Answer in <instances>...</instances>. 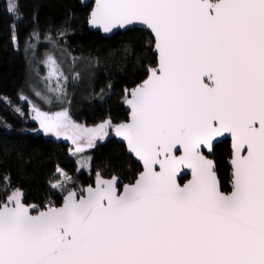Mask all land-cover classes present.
Wrapping results in <instances>:
<instances>
[{
  "label": "snow or ice",
  "instance_id": "1",
  "mask_svg": "<svg viewBox=\"0 0 264 264\" xmlns=\"http://www.w3.org/2000/svg\"><path fill=\"white\" fill-rule=\"evenodd\" d=\"M5 12L19 51L20 0H6ZM72 18L55 38L44 33L52 50L38 61L33 13L23 43L29 72L17 93L27 113L8 96L0 104L35 121L34 132L70 141L77 172H91L86 149L113 137L142 167L121 175L117 161L111 175L97 169L82 185L57 165L49 191L61 199L40 204L0 176V264H264V0H95L88 25L142 32L154 59L137 57L144 72L123 90L127 118L94 126L71 114L70 88L99 64L61 44ZM228 138L225 191L214 154ZM184 170L191 178L181 185Z\"/></svg>",
  "mask_w": 264,
  "mask_h": 264
},
{
  "label": "trees",
  "instance_id": "2",
  "mask_svg": "<svg viewBox=\"0 0 264 264\" xmlns=\"http://www.w3.org/2000/svg\"><path fill=\"white\" fill-rule=\"evenodd\" d=\"M6 0H0V96H8L14 103L18 90L24 84L29 72L23 43L32 30V16L36 13L40 25V42L37 43L36 59L42 60L51 45L44 41V33L50 32L55 38L57 28L65 18L72 14V32L61 40L74 56L96 57L99 64L84 72L83 79L70 88L71 114L78 123L94 126L111 116L117 122L127 118L128 111L123 103L125 87L139 82L144 68L137 65L141 61L154 59V54L143 44L142 32H118L110 38H104L97 30H92L87 23L92 3L79 0H20L24 19L19 23L20 49H13L10 42V17L5 12ZM124 45H129L126 52ZM44 74L43 64H39ZM111 83V88H109ZM101 89L104 92L101 94ZM26 90V89H25ZM21 107L27 113L26 103ZM11 125L5 128L4 123ZM36 124L31 119L21 120L11 108L0 104V176L10 174L14 186H21L27 193V203H42L48 195L59 201L58 193H50L49 180L57 165L69 175L74 176L80 184H87L94 178L97 169L111 175L113 169L108 167L117 161H123L121 175H126L131 168L140 166L125 155L124 146L114 138L107 142H98L94 149H86L81 155L92 157L91 172L88 169L76 171L79 157L69 155V144L63 140L47 137L34 132ZM230 146L228 140L216 145L214 159L218 169V179L225 191L230 190ZM56 178H59L58 176ZM184 180L181 179L180 182Z\"/></svg>",
  "mask_w": 264,
  "mask_h": 264
},
{
  "label": "water",
  "instance_id": "3",
  "mask_svg": "<svg viewBox=\"0 0 264 264\" xmlns=\"http://www.w3.org/2000/svg\"><path fill=\"white\" fill-rule=\"evenodd\" d=\"M79 1H81V2H83V3H86V4H88V3H92V6L94 5V3H95V0H79ZM92 30H97V31H99L100 32V34H101V36L102 37H104V38H110V37H112L113 36V34H110V33H103L102 31H100L99 29H97V28H92V27H90ZM114 32H115V34L116 33H118V32H124V31H117V30H113ZM154 54V53H153ZM125 105V107H126V110L128 111V109H127V106H126V104H124ZM127 116H128V114H127ZM117 142L119 141V138H115V137H113ZM223 140H228L229 141V146H230V153H231V140H230V138H228V139H223ZM222 140V141H223ZM119 143H121L123 146H124V144L122 143V142H119ZM124 148H125V146H124ZM205 151H207V150H205ZM125 152H126V149H125ZM230 156H231V154H230ZM132 159L135 161V158L134 157H132ZM136 162V161H135ZM140 167H142V165H140L138 162H136ZM228 165H229V167H230V170H231V165H230V158H229V161H228ZM185 172H187L188 174L187 175H184L183 177H182V179L184 178V180L182 181V182H180V180L178 181L179 183H181V185L184 183V182H186L188 179H190L191 178V175H190V172H188V170H184Z\"/></svg>",
  "mask_w": 264,
  "mask_h": 264
},
{
  "label": "rangeland",
  "instance_id": "4",
  "mask_svg": "<svg viewBox=\"0 0 264 264\" xmlns=\"http://www.w3.org/2000/svg\"><path fill=\"white\" fill-rule=\"evenodd\" d=\"M33 122H35V121H33ZM35 124H36V129H38V124L35 122ZM42 133V132H41ZM54 138V137H53ZM61 140H63V139H61ZM64 141V140H63ZM65 142H67L68 144H69V146H71V142L70 141H65ZM74 147V146H73Z\"/></svg>",
  "mask_w": 264,
  "mask_h": 264
}]
</instances>
